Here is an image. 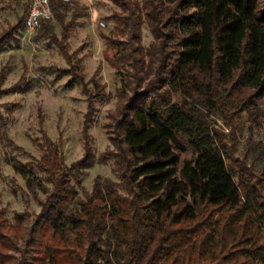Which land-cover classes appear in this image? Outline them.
I'll list each match as a JSON object with an SVG mask.
<instances>
[{"label":"trees","instance_id":"1","mask_svg":"<svg viewBox=\"0 0 264 264\" xmlns=\"http://www.w3.org/2000/svg\"><path fill=\"white\" fill-rule=\"evenodd\" d=\"M111 1L119 8L113 33L125 39L101 35L120 80L103 157L114 159L118 181L96 176L90 191L80 185L92 164L91 93L64 53L70 67L53 71L87 96L83 155L67 166L44 134L38 159H8L27 189L45 197L22 229L0 208V264H264L263 174L235 180L217 123L232 125L227 114L255 108L254 98L264 104V0ZM51 5L64 41L80 8ZM143 24L153 39L147 47ZM39 32L58 40L50 22ZM90 82L102 98L103 85ZM0 138L13 143L1 113Z\"/></svg>","mask_w":264,"mask_h":264},{"label":"rangeland","instance_id":"2","mask_svg":"<svg viewBox=\"0 0 264 264\" xmlns=\"http://www.w3.org/2000/svg\"><path fill=\"white\" fill-rule=\"evenodd\" d=\"M80 8L72 23L66 40H60V25L53 20L57 41L48 39L43 33L30 31L23 25V17L29 7V0H0V113L8 137L13 141L0 138V208L6 210L9 225L19 229L29 225L39 213L38 201L45 195L27 189L24 179L8 163L9 158L22 162L38 159L42 153L38 142L43 143L47 135L59 147V156L70 166L83 155L81 127L86 112L87 96L80 84L72 88L66 86L69 76H58L53 70H65L71 64H78L87 89L91 94L90 129L92 145V164L80 175V185L87 191L92 189L96 176L118 181L114 171V159L104 158L111 149L109 115L115 110L116 92L120 86L119 75L106 61L111 52L105 49L102 34L117 40L124 36L113 33L112 13L119 8L111 0H75ZM72 9L66 13L70 19ZM18 26V30L16 26ZM141 44L147 47L152 36L146 25H142ZM53 71V72H52ZM94 77L104 87L102 98L94 99ZM255 108L249 111L234 112L229 115L233 123L217 119L219 129L225 132L230 159L235 169V180H242L263 174L264 183V104L254 98ZM37 141V142H36ZM190 151L180 156L179 167L184 159H189ZM37 175L43 173L35 169ZM241 173V174H240ZM46 185H48L46 183ZM82 197L81 188L77 186ZM21 215L23 225L17 222ZM20 231V230H19ZM18 256L17 252L10 251Z\"/></svg>","mask_w":264,"mask_h":264},{"label":"built area","instance_id":"3","mask_svg":"<svg viewBox=\"0 0 264 264\" xmlns=\"http://www.w3.org/2000/svg\"><path fill=\"white\" fill-rule=\"evenodd\" d=\"M68 7L76 5L75 0H60ZM54 20L51 0H29V7L24 19V27L30 31L40 30L44 22Z\"/></svg>","mask_w":264,"mask_h":264}]
</instances>
